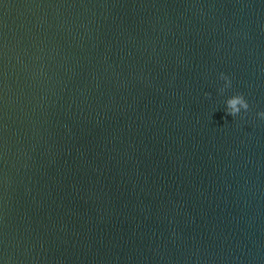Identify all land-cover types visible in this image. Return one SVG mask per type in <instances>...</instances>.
Segmentation results:
<instances>
[{
    "label": "water",
    "instance_id": "95a60500",
    "mask_svg": "<svg viewBox=\"0 0 264 264\" xmlns=\"http://www.w3.org/2000/svg\"><path fill=\"white\" fill-rule=\"evenodd\" d=\"M260 111L264 0H0V264H264Z\"/></svg>",
    "mask_w": 264,
    "mask_h": 264
},
{
    "label": "clouds",
    "instance_id": "9594fccd",
    "mask_svg": "<svg viewBox=\"0 0 264 264\" xmlns=\"http://www.w3.org/2000/svg\"><path fill=\"white\" fill-rule=\"evenodd\" d=\"M219 79L223 81V86L219 89L221 93H225L232 87V78L225 73H220ZM248 99L240 93L233 94L225 101V112L227 115L234 117L240 116L242 113L247 114L250 110ZM257 117L264 119V111H260Z\"/></svg>",
    "mask_w": 264,
    "mask_h": 264
}]
</instances>
